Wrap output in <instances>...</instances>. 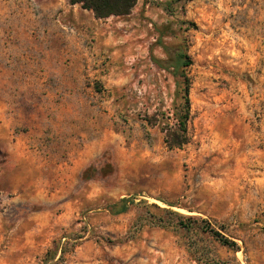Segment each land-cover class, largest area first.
Segmentation results:
<instances>
[{
	"label": "rangeland",
	"instance_id": "374dc122",
	"mask_svg": "<svg viewBox=\"0 0 264 264\" xmlns=\"http://www.w3.org/2000/svg\"><path fill=\"white\" fill-rule=\"evenodd\" d=\"M76 11L0 0V264H264V0H137L95 73L62 60Z\"/></svg>",
	"mask_w": 264,
	"mask_h": 264
},
{
	"label": "trees",
	"instance_id": "16d2710c",
	"mask_svg": "<svg viewBox=\"0 0 264 264\" xmlns=\"http://www.w3.org/2000/svg\"><path fill=\"white\" fill-rule=\"evenodd\" d=\"M69 4H79L81 8L92 11L95 18H105L109 16H123L130 13L131 9L135 5L137 0H66ZM190 64L189 59L184 53L177 48L173 57L171 66L173 67V74L181 78L180 92L182 98L181 110H177L176 122L168 127L167 139L165 144L168 148H180L184 143L187 142L186 134V121L189 115V80L186 76L183 68ZM178 85V86H179ZM125 202V199H122ZM125 208L123 204L120 211ZM189 218V217H187ZM215 235L219 236V240L222 244L227 246H236L234 241H231L227 237L219 234L216 231Z\"/></svg>",
	"mask_w": 264,
	"mask_h": 264
},
{
	"label": "crops",
	"instance_id": "0c3cea01",
	"mask_svg": "<svg viewBox=\"0 0 264 264\" xmlns=\"http://www.w3.org/2000/svg\"><path fill=\"white\" fill-rule=\"evenodd\" d=\"M83 10L84 11L73 12L72 17L74 19L79 18L78 23L81 25L79 26L77 24L76 26L75 24V26L73 27L74 32L67 33V31L61 30L57 24L56 29L58 31L57 34H59L61 37L63 36L65 42V44L63 45L62 52L64 57L62 56V60L68 62L71 65L73 63H79L81 67H87L89 71L91 70V73H95L96 71L99 72L100 68L95 69V71H92L93 64H96V66H98L100 65V61L99 59H96L91 52H89L90 47H87L85 43L89 41L87 39L88 36L94 38L98 36L99 28L100 30H102V34L107 33V27L101 26H109V22L112 20L111 18H116V16L112 15L105 18H95L93 16L92 11L87 9ZM61 18L64 17L62 16ZM105 35L103 37H105L106 39ZM57 64L59 65L61 64V62H58Z\"/></svg>",
	"mask_w": 264,
	"mask_h": 264
}]
</instances>
